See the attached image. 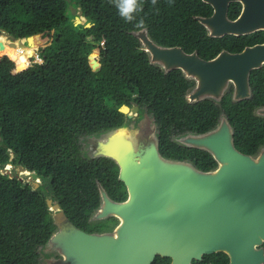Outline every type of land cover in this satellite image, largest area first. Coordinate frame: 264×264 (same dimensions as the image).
<instances>
[{
    "label": "trees",
    "instance_id": "16d2710c",
    "mask_svg": "<svg viewBox=\"0 0 264 264\" xmlns=\"http://www.w3.org/2000/svg\"><path fill=\"white\" fill-rule=\"evenodd\" d=\"M70 6L89 26H69ZM137 6L128 20L120 14L119 0H0V32L10 40L44 31L37 50L40 62L31 59L27 65L34 42L23 54L0 35L2 54L14 53L19 69L26 65L14 71L13 62L0 57V264H38V248L55 231L47 195L81 230L99 232L116 223L114 217L89 222L99 205L98 186L113 201L124 200L126 192L115 163L88 157L82 147L90 135L131 123L118 110L122 104L136 105L152 118L162 158L189 161L200 171L214 169L216 162L205 150L181 146L176 138L214 129L220 115L231 129L236 150L253 156L264 148V117L253 113L264 105L256 70L249 74L248 98L231 101L224 95L217 102L187 103L179 69L164 71L151 63L136 37L144 31L158 46L195 48L201 56L233 48L236 38L207 36L193 18L207 14L209 7L200 0H137ZM92 36L102 43L99 55L96 41L90 53ZM88 56L97 67L91 68ZM6 165L9 174L2 171ZM17 166L35 173L37 188L18 179ZM262 247L264 252V243ZM208 256L214 257L213 264L226 261L222 252ZM167 262L169 258L155 256L149 264Z\"/></svg>",
    "mask_w": 264,
    "mask_h": 264
},
{
    "label": "water",
    "instance_id": "95a60500",
    "mask_svg": "<svg viewBox=\"0 0 264 264\" xmlns=\"http://www.w3.org/2000/svg\"><path fill=\"white\" fill-rule=\"evenodd\" d=\"M202 1L211 5L212 14L194 19L211 37L238 35L258 27L256 20L246 22V13L235 21L227 20L228 0ZM69 8L73 15L69 26L81 24V12ZM43 34L40 30L32 36L37 44ZM136 37L151 63L164 71L181 67L196 78L191 93L194 100L203 94L219 97L227 81L234 86V99L246 97L247 74L264 58V46L256 45L233 54L221 51L210 60H201L194 54H184L177 46L156 45L144 31L137 32ZM92 41L99 43L96 36L90 38ZM95 51L99 55L100 49ZM4 55L12 62L16 58L12 52ZM88 59L91 68L97 67ZM137 109L136 105L123 104L118 108L128 118ZM260 114L264 116V109ZM184 144L208 152L216 162L215 168L200 171L188 162L164 159L153 139L145 137L133 145L124 127L106 131L96 141L93 156L115 163L126 197L113 201L98 186L99 205L92 216H112L117 224L108 232H85L75 227L47 195L45 203L56 228L47 242L60 255L58 264H149L155 256L169 258L166 264H192V260L215 252L224 253L227 264H263L264 150L254 156L236 150L223 119L207 133L189 135ZM16 170L19 180L28 179L37 186L35 173L21 166Z\"/></svg>",
    "mask_w": 264,
    "mask_h": 264
},
{
    "label": "flooded vegetation",
    "instance_id": "af4514ba",
    "mask_svg": "<svg viewBox=\"0 0 264 264\" xmlns=\"http://www.w3.org/2000/svg\"><path fill=\"white\" fill-rule=\"evenodd\" d=\"M200 1L202 3H204V4H206L209 7V12L207 14H204V15H194L193 18L195 16L208 17V16H210L212 14L213 10H212L211 5L206 3V2H203L202 0H200ZM242 13H246V15H247L246 16L247 17L246 18V22H248L249 20H251V21L256 20L257 23H258V27L253 29V30H251V31H247L245 33L238 34V35L224 34V35H229V36H232V37L236 38L234 40V42H232L233 43V48H230V49L220 48L217 52H215L211 56H208V55L207 56H201L199 54V52L195 48L191 49V50H183V49H181V47H179V48L186 55L194 54V55H196L197 58H199L201 60H210V59L214 58L221 51L233 54V53H238V52L242 51L244 48H247V47L249 48V47L256 46V45L264 46V0H228L227 1L226 10H225V16H226L227 20L235 21L237 18H239L242 15ZM205 32H206V35L209 36L207 34L206 29H205ZM231 40H232V38H229V41H231ZM252 70H256L261 75L262 86L264 88V58H263L259 62V65L256 68H251L249 70L248 74H247L248 95L246 97L234 99V86H233L231 81H227L226 84L224 85L219 97L213 98V97H210L208 95H204L203 94V95H199L197 97V99L194 100V99H191V95H192L191 93L194 90V88L196 87V83H197L196 78L194 76L187 75L184 72V70L181 67H179L180 79H181L182 83L186 84V87H185V89L183 91V94H182L183 98H184V100L187 103H193V102H197V101L205 100V99L209 100V101H212V102H217L224 95H227L231 101H239V100H243L245 98H248L250 96V87H249L248 79H249V74H250V72ZM261 109H264V105L254 108L253 109V113L255 115H257V116L264 117L262 115L256 114V112H260ZM141 112L142 111L140 109H137L136 113L134 114L135 115L134 119L139 114H141ZM222 119L225 120L224 116L220 115L218 117V122L220 120H222ZM151 121H152V118H151ZM148 123H149L148 120H146V123H142V121L141 122L137 121L136 125L139 126V128L140 127H146L147 128ZM151 123L153 125V127H152L153 128V135L151 136V138H153L154 141L156 142L155 127H154L153 122H151ZM146 128H141L142 130L140 132L139 131H135L134 132L133 137L136 135L135 136V143H137L139 140H142L145 137H147V133L149 132V129L148 128L146 129ZM207 132H209V131H207ZM207 132H205V133H207ZM105 133L106 132H103V133H100V134H97V135L88 136L83 142L82 152L88 157H96V156H93V147L95 146L96 141L99 140V137L101 139L102 137H104ZM137 133H139V134H137ZM202 134H204V133H202ZM189 135H201V134H193V133H190V132L181 133V134H179V137L176 138V141H178V139H179V144L181 146H187V145L184 144V140ZM89 141H91V143ZM87 146H88V151L86 153L85 148ZM260 150H264V148L260 147L259 150L257 151V153ZM183 162H188L189 163V161H186V160L183 161ZM28 184H30L32 186V188H37L38 185L40 184V180L37 178V186L36 187H33V185L31 184V181H28ZM51 202H54V201L51 200ZM92 215H93V213L89 217V222L90 223H95V222H97L99 220H103V219L108 218V217H106V218H103V219H94ZM110 217H112V216H110ZM115 220H116V223L110 229H104V230H101L99 232L91 231V232H88V233L108 232L117 224V219L115 218ZM262 244H261V247H262ZM262 249H263V247H262ZM38 253H39V262H38V264H58L59 261L61 260V257L59 255V253L57 252V249L55 247H53V245L51 243H48V242H46L45 244H43L42 246H40L38 248ZM211 254H214V253H211ZM211 254H204V255L201 256L200 260H194V261H199V262H201L203 264H213L212 263V259H214V257L212 258V257L208 256V255H211ZM227 262H228V258L226 256V261L224 263H222V264H227Z\"/></svg>",
    "mask_w": 264,
    "mask_h": 264
},
{
    "label": "rangeland",
    "instance_id": "374dc122",
    "mask_svg": "<svg viewBox=\"0 0 264 264\" xmlns=\"http://www.w3.org/2000/svg\"><path fill=\"white\" fill-rule=\"evenodd\" d=\"M73 21V20H72ZM72 21H71V23H72ZM81 24H84V20H81ZM1 31V30H0ZM2 35V34H1ZM4 35V37L6 38V40L7 41H9L10 43H16L17 44V46H16V48H17V51L19 52V53H23L24 54V49L25 48H27L30 44L28 43V41L27 40H25V39H19V40H10L7 36H6V34L4 33L3 34ZM44 42V39H42V41H41V43H39V44H36L34 47H32L31 48V50L33 51V53L31 54V57H30V61H31V59H32V61H35V62H40V58H39V56H38V54H37V50H38V48H39V46L42 44ZM19 43H21V45L19 46L18 44ZM89 45H90V48H91V42H89ZM101 44H100V42L97 44V46H96V48L97 49H100L101 48ZM2 55H4V54H0V57L2 56ZM27 56V59H28V56L29 55H26ZM29 61V62H30ZM29 62H27L26 63V65L29 63ZM13 64H14V62H13ZM25 65V66H26ZM14 66H15V68H14V71H18L19 70V68L14 64ZM256 114H258V115H261L260 114V112H256ZM134 116L135 115H132L131 117H130V119H132V121H131V123H129L127 126H125L124 128L126 129V131H127V137L132 141V143H133V145H135L136 143H135V136L133 137V135H134V132L135 131H141L142 129L141 128H146V127H140L139 128V126H137L136 124H137V121H142V123H146V120H148V126H147V128L149 129V132L147 133V137L148 138H150V139H153V138H151V136L153 135V125H152V121H151V118H150V116L149 115H146L145 113H142L141 112V114H139L135 119H134ZM146 128V129H147ZM137 134H139V133H137ZM103 138V137H102ZM101 138V139H102ZM99 140H100V137H99ZM154 140V139H153ZM98 141V140H97ZM90 143H91V141H89ZM178 142H179V139H178ZM89 144V143H88ZM85 150H86V153H87V151H88V146L85 148ZM10 166L9 165H7V166H4L3 167V172H7V171H9L10 172ZM14 172L15 173H17V170L16 169H14ZM23 182H28V179H24L23 180ZM118 221V220H117ZM58 252V251H57Z\"/></svg>",
    "mask_w": 264,
    "mask_h": 264
},
{
    "label": "clouds",
    "instance_id": "9594fccd",
    "mask_svg": "<svg viewBox=\"0 0 264 264\" xmlns=\"http://www.w3.org/2000/svg\"><path fill=\"white\" fill-rule=\"evenodd\" d=\"M155 3V0H153ZM137 0H119V10L122 17L131 20L132 13L137 11Z\"/></svg>",
    "mask_w": 264,
    "mask_h": 264
},
{
    "label": "bare ground",
    "instance_id": "6f19581e",
    "mask_svg": "<svg viewBox=\"0 0 264 264\" xmlns=\"http://www.w3.org/2000/svg\"><path fill=\"white\" fill-rule=\"evenodd\" d=\"M1 34H4V32H0V35ZM27 41H28V43L30 42V41H33L34 42V45H33V47L36 45L35 44V38L34 37H29L28 39H26ZM3 45V44H2ZM10 47H14L13 46V43H11V45H10ZM3 49H4V45H3V47H2V49H0V54H2V51H3ZM7 166V165H6Z\"/></svg>",
    "mask_w": 264,
    "mask_h": 264
}]
</instances>
